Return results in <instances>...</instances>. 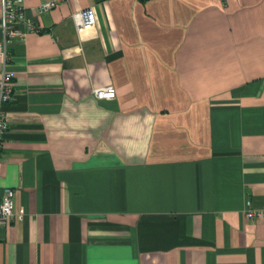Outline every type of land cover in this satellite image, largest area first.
<instances>
[{"label": "crops", "instance_id": "obj_1", "mask_svg": "<svg viewBox=\"0 0 264 264\" xmlns=\"http://www.w3.org/2000/svg\"><path fill=\"white\" fill-rule=\"evenodd\" d=\"M45 1L0 60V264H264V0Z\"/></svg>", "mask_w": 264, "mask_h": 264}, {"label": "built area", "instance_id": "obj_2", "mask_svg": "<svg viewBox=\"0 0 264 264\" xmlns=\"http://www.w3.org/2000/svg\"><path fill=\"white\" fill-rule=\"evenodd\" d=\"M55 1L41 3L37 10L42 13L53 7ZM26 0H0L1 38L0 60L4 64L8 56V47L17 40H24L27 32H40L41 29L34 19L26 14ZM73 22L78 30H89L95 25V15L92 7H84L72 14ZM12 75L3 69L0 75V154L2 152V137L9 126L8 117L2 110V105L12 97ZM92 94L98 99H113L116 95L112 85L92 88ZM22 213L17 214L22 218ZM244 215L248 218H264V208L252 207L251 201L246 200ZM15 217L14 189L3 186L0 190V226H6Z\"/></svg>", "mask_w": 264, "mask_h": 264}]
</instances>
